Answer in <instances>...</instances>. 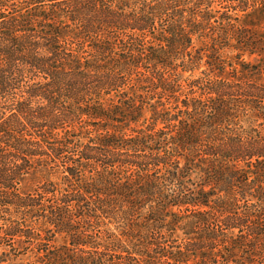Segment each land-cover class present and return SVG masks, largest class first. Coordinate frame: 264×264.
<instances>
[{
  "label": "trees",
  "instance_id": "16d2710c",
  "mask_svg": "<svg viewBox=\"0 0 264 264\" xmlns=\"http://www.w3.org/2000/svg\"><path fill=\"white\" fill-rule=\"evenodd\" d=\"M254 16L0 0V264H264Z\"/></svg>",
  "mask_w": 264,
  "mask_h": 264
},
{
  "label": "rangeland",
  "instance_id": "374dc122",
  "mask_svg": "<svg viewBox=\"0 0 264 264\" xmlns=\"http://www.w3.org/2000/svg\"><path fill=\"white\" fill-rule=\"evenodd\" d=\"M255 20L259 23V25L261 26V30L264 31V18L262 19L260 16H254ZM249 60V57L246 56L245 57V61H248ZM240 69L242 70V68L240 67ZM196 75H198V72H196ZM187 76V75H186ZM58 244L59 242H61V238L59 237L58 238Z\"/></svg>",
  "mask_w": 264,
  "mask_h": 264
}]
</instances>
